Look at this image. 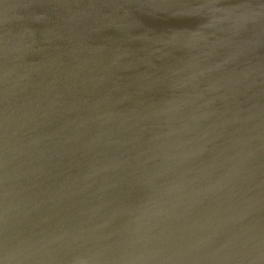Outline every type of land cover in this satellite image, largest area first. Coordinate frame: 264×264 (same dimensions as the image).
Segmentation results:
<instances>
[{
  "label": "water",
  "instance_id": "obj_1",
  "mask_svg": "<svg viewBox=\"0 0 264 264\" xmlns=\"http://www.w3.org/2000/svg\"><path fill=\"white\" fill-rule=\"evenodd\" d=\"M62 1L48 0L46 6L51 8L50 13L41 21L43 26L39 25L45 35L37 33L39 42L36 43L41 44L51 58L52 54L70 52L78 42H82L80 45L97 43L82 63V82L86 80V84L81 85L82 94H93L91 98L103 107L114 101L108 115L117 116L115 133L108 136L102 127L105 121L98 114V120L93 121L94 115L86 119L58 111L59 123L52 128L54 133L45 136L38 147L27 146L30 152L37 151L33 159L28 154L8 160L21 163L4 169L3 176L28 179L24 177L36 165L41 169L34 179L37 183L34 189L44 187L47 192L43 195L46 197H0V239L20 235L21 230L29 234L30 226L47 227L60 220L66 228L57 234L63 238L72 234L66 232L69 226L65 219L72 213L83 212V224L92 220L91 214H101L113 233L124 235L131 228L144 227L143 232L151 237L144 240L129 237L131 241L119 245L121 253L112 261L108 249L97 252L88 263L86 259L80 264H150L136 261L134 255L145 248H159L160 242L168 244L184 234L192 237L188 233L195 234L197 229H201L198 236L194 235L195 240L188 244L216 252L211 248L215 238L210 234L219 226L220 213L226 212L234 214L235 229L246 230L244 239L253 241L256 237L260 240L258 244L256 241L255 248L236 249L230 233L222 237L223 244L216 246L230 258L226 259L229 260L227 264H264V58L256 55V51L264 46V40L254 41L261 46L240 44L251 34L234 16L235 11H242L241 8L229 5L223 9L228 0H213L210 5L214 6L210 10L219 13V17L209 19L207 26L186 37L178 27L175 41L174 29L167 33L165 26L180 17V13L194 14L186 0H130L126 10L119 6L97 9L92 26L84 22V16L94 10H91L92 5L80 16L69 19L67 15L58 16L64 6ZM12 2L18 4L16 0H10L0 5L3 8ZM40 4L32 1L18 4L17 12L25 9L22 13L32 15L33 6ZM261 5V0H246L242 8H246L245 14L249 15L259 12ZM230 8L235 11L231 13ZM120 11L129 14L128 22L113 23V17L120 15ZM29 26L32 28L33 25L29 23ZM194 26H198L196 17ZM218 29L223 36L221 42L216 41V34H213ZM95 31L98 36L105 34L104 37L95 39ZM150 40L154 41V49L145 47V42ZM24 43V35L3 34L0 37V62L9 55L22 54ZM166 45H170V50L179 47L182 54L171 51L169 55L164 54ZM82 50L81 53L78 50L80 59L86 55ZM149 55L151 64L164 66V82L171 80L180 97L177 103L167 105V109L158 105L143 116L137 106L145 107L149 101L135 96L133 89L145 83L141 77ZM183 61L182 70L177 64ZM221 65H227V68L218 74ZM133 69L137 76L133 88L124 89L123 84ZM25 80L21 77L9 85L16 93L24 94L18 104L22 109L28 106L25 99L29 88L22 86ZM142 89L145 93L146 86ZM121 95L127 96L130 109L118 107ZM222 102L227 105L221 106ZM48 117H39L31 121L32 125L42 124ZM184 117L194 118L193 124L187 123ZM18 127L27 129L26 126ZM114 142L119 143L118 147L110 149V143ZM105 144L107 152L95 160V171L88 173L87 152L99 150ZM9 146L3 144L1 149L5 151ZM40 148L42 152L46 151V157H39ZM162 148L169 152L168 157L163 153L153 155ZM7 154L1 153V157ZM137 160L147 162L136 167ZM126 164L130 170L124 168ZM84 190L87 197H81ZM7 193L5 188L0 190V196ZM37 200L43 202L37 204ZM152 209L159 213L158 217L149 222H138L139 217L146 212L149 214ZM187 220L176 234V226ZM3 224L5 227L1 226ZM90 226L78 227L81 242ZM159 229H163L162 233ZM5 230L13 233L5 235ZM65 259L73 261L68 254Z\"/></svg>",
  "mask_w": 264,
  "mask_h": 264
},
{
  "label": "bare ground",
  "instance_id": "obj_2",
  "mask_svg": "<svg viewBox=\"0 0 264 264\" xmlns=\"http://www.w3.org/2000/svg\"><path fill=\"white\" fill-rule=\"evenodd\" d=\"M9 1L10 0H0V3H8ZM16 1L18 4L29 3L31 1L34 4L39 2H41V4L33 6L32 10L34 11H29L32 15L22 13L25 9L17 12L18 4H13V2L3 8L0 5V37H2L3 34L11 37L24 35L25 39V47L21 49L22 54H14V57L9 55L0 62V190L5 188L8 191L6 195L0 197H46L43 196L47 192L44 187L34 189L35 185H37L34 179L40 174L39 169L41 168L37 169L36 165H34V168L29 169V175L24 177L28 179L24 180L17 178L15 175L3 176L4 169H8V167L14 163L18 165L21 163L20 161L9 162L8 160L28 154L29 157L33 159L37 151L30 152L27 146L38 147L41 145V141L44 140L45 136L54 133L55 130L52 128L59 123L58 111L60 110H63L65 114L84 116L86 119L94 115L93 121L98 120V114L100 118L105 121L102 123V127L105 129V132L109 133L108 136H113L115 133L117 116L108 115V113L111 112L110 109L113 107L114 101L109 102L107 106L105 105L103 107L97 103L96 99L91 98L93 94L89 93L88 96L84 93L82 94L83 87L81 85L86 84V80L82 82L84 80L81 71L82 63L84 58L88 56L87 54L96 48L95 46L97 43L90 45L86 42L80 45L82 42H78L74 44V47H71L70 52L52 54V58L49 57L44 52L42 45L36 43L39 42L37 33L42 36L45 35L44 31H40L39 25L43 26L41 21H43L44 18H48V14L50 13L51 8L46 6L48 0ZM129 1L130 0H63L64 6L61 7L58 16L67 15L69 19H74L83 12L88 11V7L92 5L91 10L94 9L91 11L92 14L88 13L84 16V19H86L84 21L85 24L87 23L92 26L95 25V14L97 9L100 10L106 7L119 6L126 10ZM186 1L192 6L191 8L194 14L185 15L184 13H180V17L170 20L165 26V32L169 33L172 31L171 29H174L176 35V29L179 27L180 31H182L186 37L199 30V28L207 26V21L209 19L213 20L215 17H219V13L210 10V8L214 6L210 5V2L213 0ZM261 1L262 9L257 13H251L249 15L245 14L247 9L242 8L246 0H228V4H225L223 8L226 9V6L231 5L232 7L241 8L242 10L236 12L234 9L230 8L232 10L231 13L235 11L234 16L240 21V25L248 27L251 33L250 36L245 39L247 41L240 42L241 45L247 46L252 44L261 46L254 41L256 39L264 40V0ZM164 8H166V5ZM21 13L23 16L19 18ZM195 17L196 24L198 25L197 28L194 26ZM128 20L129 14L120 11V15L113 17L112 22H128ZM29 23L33 25L32 28H30ZM221 33L220 29L213 32V34H216L215 40L218 42L223 40ZM94 34L96 36L95 39L104 37L105 35L98 36L96 31ZM173 37L176 41L177 35ZM2 43L6 42L2 41ZM153 46L154 41L150 40L145 42V47L147 49ZM46 50L48 51L49 48L46 47ZM78 50L80 53L82 50L86 54L81 59ZM164 50L163 53L166 55H169L170 51L172 53L182 54V49L179 47L170 50V45H166ZM152 52L155 53L156 51L152 50ZM256 55L259 58H264V46H261L256 51ZM216 56L217 55L214 54V57ZM151 59L149 55L146 69L141 77L145 83L136 85L133 89V94L135 96H142L141 98L145 97L149 101L145 107L137 106L141 109V114L143 116H146L145 114L147 112L149 113L158 105L167 109V105L170 106L173 103H177L180 97L179 92L175 90V86L171 80L167 83L164 82L165 76L162 74L165 71L164 66H160L157 63L154 64V62L151 64ZM184 62L185 61L177 64L182 70L185 66ZM105 65L108 67V64ZM108 68H112V66L109 65ZM226 68L227 65H221L218 74H221V70H226ZM48 73L51 74L49 77L46 76ZM21 77L27 79L25 80V85L22 83V86H24V88H29L28 95L26 96L27 99L24 98L28 103L26 109L18 108V104L21 103L19 100L21 96L25 97L24 94H18L9 87L10 84L16 83ZM136 77L135 69H133L128 79L125 80L123 88L131 90L133 88V81ZM143 85L146 86L145 93L142 89ZM106 94L108 96V93ZM126 97L125 95H121V101L118 104L120 109H130ZM220 105L226 106L227 104L222 102ZM16 111H18V113ZM55 112L58 113L53 116ZM48 115L49 117L45 118L42 124L34 123L32 125L33 122L31 121L39 119V117L44 118ZM184 119L187 123L193 124L194 118L188 119L184 117ZM94 125H97V123H94ZM18 126H26L27 129H19ZM4 130H8L9 132L4 133ZM92 139L95 138H91V140ZM3 144H9L10 146L3 151L1 149ZM118 145L119 143L114 142L110 143L109 147L110 149H114L118 147ZM106 149L107 147L105 144L99 150L91 149L87 152L86 167L89 171H87L88 173L95 171L93 167L96 163L95 160L102 157ZM3 152L9 154L1 157V153ZM160 153L166 154V157H168L169 154L166 149L162 148L155 151L153 155L157 156ZM40 154L39 157H46L47 155L46 151L43 150L42 152V148H40ZM39 157L37 160L40 159ZM146 162L147 161L137 160L136 167ZM184 162L185 161H183L180 166H183ZM29 163L35 164L36 161H29ZM126 166L127 167L124 168L130 170L129 165L126 164ZM245 168L246 166L243 167L244 170ZM81 197H87L85 190ZM188 200L192 202L191 198ZM37 202V204H41L43 201L37 200ZM82 213H72L70 217L65 218L69 226L66 232L72 233L70 236L65 235L61 238L59 234H57V231L60 233L66 228L65 223L60 220L52 222L47 227L30 226L32 230L29 234L21 230L20 233H18L20 235H12L9 238L5 236L0 239V264H58L60 261L63 264H80L81 261L86 259H88V263L90 257L94 256L97 252L108 249L110 253L109 257L112 261L120 255L122 249L119 245L123 241H131L130 238L132 237H138L142 240L151 237V234L143 232L144 227L131 228V230L124 233V235L117 232L113 233L106 225V217L101 214H94V216L91 214L92 220L83 224L82 221L85 222V218ZM147 214L146 212V215L139 217L138 222H149L151 219L159 216V213L154 212V209H152L151 212L149 211L148 215ZM31 215H34V213ZM176 215L177 213L175 216ZM234 219L236 220L234 214L226 212L220 213V219L218 221L219 226L212 229L210 234V236L212 235L211 237L215 238V243L211 245V248L216 252H207L203 246L188 244L191 240H195L193 239L194 235L198 236L201 229H197L195 234L188 233L189 235H193L192 237L188 238L186 234H184L181 237L174 238L176 240H170L168 244L166 242H160L159 248H145L134 255V258L136 261H146L150 264H227L229 260L226 259L230 258L217 250V246L223 244V241L220 240L222 237H226L230 233L231 242L236 249H244V247L247 249L255 248L257 241L256 237L253 238V241L244 239V231L246 230L243 229L239 232L235 229V227H233ZM188 221L189 220L184 221L176 226V234L180 233L181 229ZM83 225L91 226L87 228L88 234L84 236L81 242L78 237L77 229L78 227L81 228ZM243 225H245V223H243ZM1 226L5 227L4 224ZM159 231L162 233L163 229H159ZM10 232L12 231L5 230L4 233L8 235ZM57 235L59 238H56ZM259 241L260 240L257 241V244ZM32 251L34 255L31 256ZM67 254L71 258L70 260H73L72 262L66 261L65 256ZM4 258H6V260H3ZM20 258H23L24 261H18ZM231 258H233V256Z\"/></svg>",
  "mask_w": 264,
  "mask_h": 264
}]
</instances>
